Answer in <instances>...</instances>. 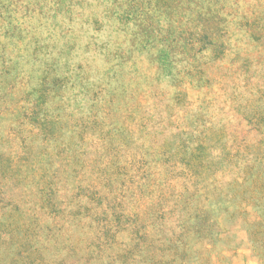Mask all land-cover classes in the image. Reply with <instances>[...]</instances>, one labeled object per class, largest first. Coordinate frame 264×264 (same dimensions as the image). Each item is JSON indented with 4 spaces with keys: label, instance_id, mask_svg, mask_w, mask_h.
Listing matches in <instances>:
<instances>
[{
    "label": "rangeland",
    "instance_id": "374dc122",
    "mask_svg": "<svg viewBox=\"0 0 264 264\" xmlns=\"http://www.w3.org/2000/svg\"><path fill=\"white\" fill-rule=\"evenodd\" d=\"M127 107L156 119L106 162L80 123ZM199 131L212 175L136 160ZM262 178L264 0H0V264H260Z\"/></svg>",
    "mask_w": 264,
    "mask_h": 264
},
{
    "label": "trees",
    "instance_id": "16d2710c",
    "mask_svg": "<svg viewBox=\"0 0 264 264\" xmlns=\"http://www.w3.org/2000/svg\"><path fill=\"white\" fill-rule=\"evenodd\" d=\"M209 42H212L211 39ZM159 59L163 66V69L168 71L171 68L169 51L160 48ZM178 93L179 91L176 90L175 97L178 95ZM155 117L156 115L154 116L153 114L146 113L143 110H130L128 109V107L123 109L119 113L118 121L121 122V127H123V133L126 135H121L122 138H124V140L122 141H118V139L116 141H111L109 140V137H107L108 134H110V130H104L103 121L101 120V118L96 113H91L85 117L86 119L81 121L80 126L83 130V135L80 136V138L78 139L87 138L86 136H84V133H87L86 129H88L90 125H96L101 131V136L99 137V140L89 139V143L92 146L100 144V147L98 148V153L99 155L104 153L105 156H107L105 159L106 162L107 160L108 162L115 161V159L112 158L108 159L111 153L118 154V152H136V149H133L135 148L134 146H142L141 143H137V135L139 132H148L147 123L151 120L153 121L154 119H156ZM43 124H45V122H43ZM208 142V138L205 141L204 132H201L198 137L196 135L195 137H193V139L190 140L184 137H180L170 143V140L165 139L163 142L159 141L158 143L150 145V154L147 153V155L149 156L148 158L143 159L141 157H138L136 160L141 163L151 162L150 164L152 166L160 168V171L158 170L159 173L157 176H161V172H163L164 169L167 170V173L175 172L172 176H168L169 179L178 178L181 177V175L186 177L187 179H194L198 176L205 177V175H212L218 171V167H216L215 165H211L212 153L209 151L210 145L208 144ZM130 144H133V147H128V145ZM60 147H62L63 149L62 153L67 156L66 161L68 167H71L76 170L78 167L82 168L86 165H92L90 163V160L84 163H79V159L76 155V152L71 153L70 150H67L69 149L67 148V145L63 146L61 144ZM225 151L231 158L237 154L236 151H231V148L228 149L227 146H225ZM134 161V158L130 159L131 163H134ZM92 167H94V165H92ZM92 167L90 168L94 169ZM176 169L178 171H176ZM116 173L124 174V172H121V169L119 167H117ZM125 176L128 175L125 174ZM257 190H260V193L264 195V178L259 180ZM259 219L261 218H258V220ZM246 230L247 234H249L251 245L250 250L252 254L256 257L257 261L260 264H264V226L254 231L253 229L250 230L249 228H247Z\"/></svg>",
    "mask_w": 264,
    "mask_h": 264
}]
</instances>
